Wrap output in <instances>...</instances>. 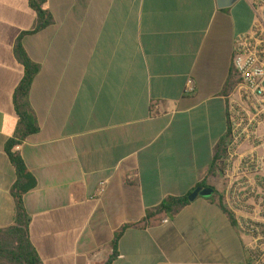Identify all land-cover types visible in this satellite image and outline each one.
<instances>
[{
    "label": "crops",
    "instance_id": "1",
    "mask_svg": "<svg viewBox=\"0 0 264 264\" xmlns=\"http://www.w3.org/2000/svg\"><path fill=\"white\" fill-rule=\"evenodd\" d=\"M31 1L0 0V229L16 223L6 147L21 122L20 43L39 67L29 93L39 130L16 152L37 181L24 206L43 264H245L237 222L255 215L233 200L263 191L264 125L224 172L211 169L230 108L243 107L232 62L254 21L249 1L45 0L53 23L40 31ZM203 182L216 193L158 212Z\"/></svg>",
    "mask_w": 264,
    "mask_h": 264
},
{
    "label": "built area",
    "instance_id": "2",
    "mask_svg": "<svg viewBox=\"0 0 264 264\" xmlns=\"http://www.w3.org/2000/svg\"><path fill=\"white\" fill-rule=\"evenodd\" d=\"M254 13L250 31L239 35L234 44L232 62L233 92L243 104H234L229 111L231 137L228 153H232L242 142L250 139L261 140L260 127L264 125V0H248ZM195 92L192 83L185 95ZM253 113V118H250ZM226 157L220 160L225 162ZM249 168L258 169L256 159L246 160ZM105 191L102 184L98 196ZM235 195V194H234ZM234 206L252 210L254 218H240L237 230L243 239L245 264H264V188L261 192L252 190L238 193Z\"/></svg>",
    "mask_w": 264,
    "mask_h": 264
},
{
    "label": "trees",
    "instance_id": "3",
    "mask_svg": "<svg viewBox=\"0 0 264 264\" xmlns=\"http://www.w3.org/2000/svg\"><path fill=\"white\" fill-rule=\"evenodd\" d=\"M44 2L45 0L31 1L32 8L38 16L36 31L43 30L53 23L52 17L43 9ZM16 55L25 68V76L14 97L16 112L21 122L16 139L9 141L6 147L7 154L16 169L17 175V181L11 191L16 203V223L11 227L0 229V264H43L29 236V219L24 206V196L37 186V181L28 171L21 155L16 152L17 147L21 145L23 140L39 130L35 119L29 111V93L34 78L39 72V67L32 63L20 43H18L16 48ZM228 87L230 89V86ZM230 137L231 129L228 123L227 135L216 147L215 160L211 169L212 173L217 171L224 172L225 168L222 162L220 163V160L228 155ZM199 188L207 189L206 182L200 183L195 190ZM190 195L183 198H168L157 210L168 215H175L190 205ZM153 216L155 214L152 212L148 214V218ZM129 227L127 225L116 233L113 243L115 250L121 236Z\"/></svg>",
    "mask_w": 264,
    "mask_h": 264
},
{
    "label": "water",
    "instance_id": "4",
    "mask_svg": "<svg viewBox=\"0 0 264 264\" xmlns=\"http://www.w3.org/2000/svg\"><path fill=\"white\" fill-rule=\"evenodd\" d=\"M239 0H219V7L220 8H230L232 7L235 3H237ZM213 194L212 189H197L195 190L189 197L190 201H194L199 195L201 196H210Z\"/></svg>",
    "mask_w": 264,
    "mask_h": 264
},
{
    "label": "rangeland",
    "instance_id": "5",
    "mask_svg": "<svg viewBox=\"0 0 264 264\" xmlns=\"http://www.w3.org/2000/svg\"><path fill=\"white\" fill-rule=\"evenodd\" d=\"M211 195H212V194H211ZM211 195H210V196H211ZM207 197H209V196H207Z\"/></svg>",
    "mask_w": 264,
    "mask_h": 264
}]
</instances>
